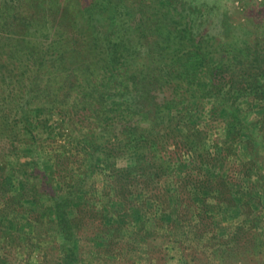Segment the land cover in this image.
I'll return each instance as SVG.
<instances>
[{
  "label": "trees",
  "instance_id": "1",
  "mask_svg": "<svg viewBox=\"0 0 264 264\" xmlns=\"http://www.w3.org/2000/svg\"><path fill=\"white\" fill-rule=\"evenodd\" d=\"M234 5L0 0V239H48L54 264L85 263L89 225L112 257L137 227L263 241L264 16Z\"/></svg>",
  "mask_w": 264,
  "mask_h": 264
},
{
  "label": "rangeland",
  "instance_id": "2",
  "mask_svg": "<svg viewBox=\"0 0 264 264\" xmlns=\"http://www.w3.org/2000/svg\"><path fill=\"white\" fill-rule=\"evenodd\" d=\"M233 3L235 4V9L233 10L237 11V13H234L231 19L237 25L244 23L249 16L258 15L260 12L262 13L261 16H264V0H233ZM251 9L254 11L251 12ZM220 129L221 127H218L213 130L210 138L212 144L218 138ZM52 143H55L54 139ZM167 184H170V181L169 183L164 182L165 186ZM258 211L264 217V204L260 206ZM244 219L234 218L225 222L228 227L225 225L224 231L227 234H231L233 232L232 225L235 227L239 223L242 225L245 223L248 227L252 226L250 229L253 230V233L255 229L251 220L246 218L245 220L247 221H243ZM96 228L97 226L89 225L83 230L84 234H86L81 246L82 254L85 257L84 264H264V240L256 241L262 242V245L254 246L256 242L253 240L256 231L254 235H250L244 239V243L246 242L247 245L246 247L245 245L242 246L241 253L237 252L240 250L237 249L233 250V253L231 251L226 254V252H217L220 248L215 246L216 242L212 238L211 240L204 238L203 241L186 240L179 230L174 231L177 232L176 234H172L169 231L167 238L161 237L160 239L157 238L158 240H155V237L149 239L148 242L140 238L136 239L134 237L139 234L136 232L137 227L135 229V236L126 237L123 245H120L121 247L113 245V252L118 253L112 257L99 247H94L93 241L90 238L94 236V232L97 231ZM215 234L218 235L217 233ZM87 238L90 239V242ZM33 240H36V238L32 237V242H34ZM180 240H186L184 241L186 245L185 249L179 244ZM220 240L218 239L217 241L220 242ZM131 241L132 243H129ZM50 242L48 239L45 240L43 238L40 241V246L30 247L27 241L16 232L12 238L0 239V256L7 257L13 264H54L57 251Z\"/></svg>",
  "mask_w": 264,
  "mask_h": 264
}]
</instances>
